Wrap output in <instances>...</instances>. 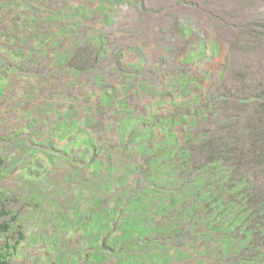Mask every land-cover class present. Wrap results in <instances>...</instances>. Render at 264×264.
Here are the masks:
<instances>
[{"label": "rangeland", "instance_id": "rangeland-1", "mask_svg": "<svg viewBox=\"0 0 264 264\" xmlns=\"http://www.w3.org/2000/svg\"><path fill=\"white\" fill-rule=\"evenodd\" d=\"M64 7L86 9L78 24L85 30L82 36L106 38L110 54L95 76L77 77L51 67L47 58L70 49L68 39L43 59L38 54L33 65L22 67L23 60L10 52L12 37L19 41L12 49L21 46L27 52L38 45L49 30L42 24L44 17ZM0 33L3 41H10L6 46L0 42V60L8 67L0 79V194L6 195L5 206L17 218L4 239L11 244L21 239L19 233L23 236L12 264L82 261L96 241L95 226L85 231L82 221L106 218L134 185L135 166L143 164L133 149L104 152L98 172L96 167L76 166L69 157L79 155L87 139L108 146L118 141L117 132L85 128L84 139L74 143L73 135L64 138L66 128H58L61 117L76 113L82 128L87 119L115 122L112 107L123 101L127 117H172L197 96L239 89L247 72L264 91V0H14L13 6L0 10ZM255 41L258 49L250 45ZM190 55L199 56L187 63ZM137 68L140 78H128ZM101 77L118 93L112 106L104 99ZM177 80L185 84L177 85ZM147 82L155 84V94L140 90ZM217 256L202 242L181 249L166 244L153 258L128 263L107 257L101 264H220Z\"/></svg>", "mask_w": 264, "mask_h": 264}, {"label": "trees", "instance_id": "trees-1", "mask_svg": "<svg viewBox=\"0 0 264 264\" xmlns=\"http://www.w3.org/2000/svg\"><path fill=\"white\" fill-rule=\"evenodd\" d=\"M13 2L0 0V10ZM86 12L81 7L52 10L42 20L49 28L44 39L24 52L21 46L12 49L19 42L12 37V56L23 60L22 67L33 65L39 61L38 54L43 53V59L68 39L70 49H60L54 59L47 58L51 67L77 77L85 73L95 76L110 49L102 34L82 36L85 30L78 24ZM1 38L4 35L0 33V42L10 44ZM250 45L260 47L256 41ZM198 56L190 55L186 62H194ZM7 69L0 60V79ZM14 69L10 67V71ZM134 70L136 74L127 77L137 80L141 73ZM103 80L101 77L99 85L110 105L118 93ZM239 83V89L187 101L183 113L172 117H127L125 101L112 107L115 122L87 119L82 128L78 126L81 121L74 119L76 113L61 117L58 128H66L64 138L73 135L74 143L84 139L85 128L94 133L117 132L118 141L108 146L87 139L82 152L69 157L76 166L96 167L98 172L102 167L99 157L110 151L134 149L143 158V164L134 168L138 175L134 185L109 215L97 222L82 221L85 231L95 226L96 241L75 264H101L107 257L135 263L142 257L153 258L155 250L166 244L181 249L194 248L200 242L214 248L220 264H264V91L248 72ZM143 84L139 87L142 92L155 94V84ZM176 84L185 83L177 80ZM235 111L237 116L232 113ZM2 166L0 159V178ZM5 199L6 195L0 194V264H12L23 236L19 233L21 239L11 244L4 239L17 219L7 210ZM157 215H161L159 220Z\"/></svg>", "mask_w": 264, "mask_h": 264}]
</instances>
